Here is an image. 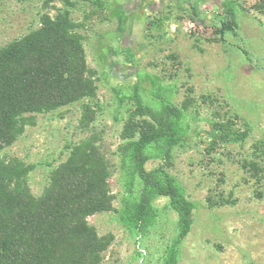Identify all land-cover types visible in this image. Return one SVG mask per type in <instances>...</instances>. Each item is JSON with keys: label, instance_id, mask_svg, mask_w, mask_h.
<instances>
[{"label": "rangeland", "instance_id": "1", "mask_svg": "<svg viewBox=\"0 0 264 264\" xmlns=\"http://www.w3.org/2000/svg\"><path fill=\"white\" fill-rule=\"evenodd\" d=\"M104 1L103 8L81 1L71 8L82 23L97 86L91 110L85 115L76 103L28 114L20 138L0 148V161L20 163L32 193L40 195L69 147L93 138L108 159L113 197L110 211L89 217L109 241L101 264H163L177 234V213L161 196L155 201L159 221L148 234L127 227L118 148L136 86L149 93L169 85L173 103L185 110L187 135L165 165L195 203L179 264H264V0ZM58 7L62 3L1 0L0 46L38 27L41 16L55 15ZM229 9L235 30L222 39L218 29ZM214 123L222 136L248 137L217 140ZM161 163L152 159L147 168Z\"/></svg>", "mask_w": 264, "mask_h": 264}, {"label": "trees", "instance_id": "2", "mask_svg": "<svg viewBox=\"0 0 264 264\" xmlns=\"http://www.w3.org/2000/svg\"><path fill=\"white\" fill-rule=\"evenodd\" d=\"M40 1L60 2L62 7L55 15L44 13L38 27L0 46V148L20 138L28 114L82 103L86 115L97 96L82 23L73 18L71 8L78 1L103 8L105 1ZM199 4L193 5L196 15L201 13ZM228 12L229 20L220 21L218 29L222 39L235 30V12ZM172 90L160 84L146 93L136 86L131 95L134 107L118 148L122 215L127 227L139 236L148 234L159 221L161 212L155 201L161 196L169 199L177 213V234L163 264H179L195 213V203L165 165L174 159L175 146L187 135L186 113L173 103ZM87 119L90 122V116ZM221 128L214 123L212 134L217 140L244 142L248 137V133L222 136ZM92 139L84 138L69 147L67 159L52 169L40 195L32 193L20 163L0 161V264H101L109 241L89 217L110 211L113 197L108 159ZM152 159L162 163L148 169Z\"/></svg>", "mask_w": 264, "mask_h": 264}]
</instances>
